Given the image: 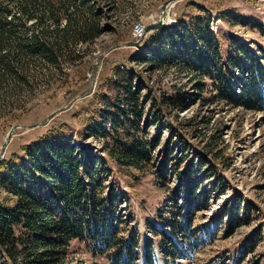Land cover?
<instances>
[{"label": "trees", "instance_id": "trees-1", "mask_svg": "<svg viewBox=\"0 0 264 264\" xmlns=\"http://www.w3.org/2000/svg\"><path fill=\"white\" fill-rule=\"evenodd\" d=\"M101 1L115 0H0V95L1 90L13 94L26 84L35 64L55 67L62 83L71 70L81 69L85 52L76 46L89 45L103 33ZM183 3L194 7L197 15L180 13L175 24L154 32L146 51L136 59L151 70L172 66L199 82L208 78L214 98L234 108L264 110V64L252 48L228 36L236 52L223 60L219 32L209 29L211 11L193 2ZM234 17L264 32L255 20ZM116 72L117 79L109 80L115 97L102 95L108 110L95 108L94 115L85 119V132L94 138L101 134L106 141L104 151L119 169L143 172L151 164L156 145V140L139 137L141 105L147 98L139 101L131 69ZM237 80L240 85L236 87ZM163 100L165 105L173 103L171 98ZM149 115L153 121L158 116L152 110ZM23 117L4 116L3 134L13 125L26 126L17 124L25 123ZM56 120L39 129L42 134L33 140L21 143V154L12 152L0 160V193L6 195L0 199V264H66L72 241L82 243L93 257H104L108 264H158L157 256L172 261L185 258L186 250L193 253L198 241L214 240L216 228L204 229L202 237L195 236L192 228L194 212L206 207L209 199L200 183L217 177L209 162L201 159L196 164L204 172L195 178L192 167L178 171L184 154L172 162L171 150L162 148L156 174L162 178L169 169L178 181L170 196L172 218L169 223L165 218L159 223L145 220L155 240L140 236L136 229L120 237V211L129 206V196L118 190V184L105 188L104 178L111 172L106 161L84 145L77 149L78 142L74 144L71 133L63 130L69 125ZM106 123L111 126L108 131L103 130ZM148 123L144 119L143 126ZM216 141L222 142L220 135ZM240 202L237 197L224 205L228 233L248 221L251 206L240 208ZM259 236L254 234L243 243L240 259L254 252Z\"/></svg>", "mask_w": 264, "mask_h": 264}, {"label": "rangeland", "instance_id": "rangeland-1", "mask_svg": "<svg viewBox=\"0 0 264 264\" xmlns=\"http://www.w3.org/2000/svg\"><path fill=\"white\" fill-rule=\"evenodd\" d=\"M165 1H101L103 33L89 45L76 46L85 52V57L81 69L69 70L67 82L62 83V77L55 67L39 63L31 70L33 74L27 77L28 82L19 85L16 92L9 94L7 90H1L0 160L12 152L21 154L18 146L42 134L39 129L53 118L68 124L63 130L71 133L74 144L78 142L77 149L84 145L106 161L111 172L104 178L105 188L111 183L118 184V190L130 198L129 206L120 211L123 220L120 237L136 229L140 236L155 240L156 237L147 231L145 220L159 223L160 218H165L167 223L170 222L174 212L170 196L178 182L175 173L169 172V169L162 178L157 176L161 149L168 147L171 150L172 162L184 154L178 171L192 167L195 178L204 172L196 167L203 159L215 169L218 178L215 181H218L211 177L200 183V189L207 190L209 199L206 207L201 210L196 208L192 228L194 235L200 237L205 234L204 229L216 228L215 238L198 241L193 253L186 250L185 258L172 261L157 256L158 264H264V110L234 108L214 98L216 92L210 79L199 82L172 66L161 69L154 67L151 70L136 59L146 51L154 32H145L137 39L133 36V26L140 22L146 28L153 21L156 22ZM186 1L211 11L209 29L213 33L219 32V50L223 60L228 54L236 52L232 42L226 39L231 36L237 42L248 44L264 64V32L234 17L251 18L264 27V0ZM170 13L169 17L176 22V16L180 13L189 17L198 12L180 1L171 7ZM171 19L168 21L171 22ZM131 42H138L139 47L130 45ZM126 69H131L133 73V85L138 90L139 101L147 98L145 104L141 105L143 113L139 122V137L149 142L156 140L151 150V164L143 172L119 169L104 151L106 141L101 134L94 138L85 132V119L94 115L95 108L108 110L101 102L102 95L115 97L109 80L117 79L116 70ZM80 74H83V80ZM238 85L237 80L235 86ZM165 98H171L173 103L163 104ZM74 99L77 100L67 110L48 120V116ZM150 110L158 114L155 121L149 115ZM11 114L24 116L25 123L20 121L17 124L37 126L15 130L11 142L1 153L4 138L11 128L3 134L1 119ZM146 118L149 123L144 127ZM110 128V124L106 123L103 130ZM219 135L222 142L216 141ZM5 196L0 193V199ZM237 197L241 200L240 208L250 205L251 209L248 221L228 233V216L223 209L225 204H231ZM161 226L167 229V224ZM257 233L260 236L254 252L246 253L240 259L241 246ZM178 245L184 248V243L179 242ZM66 264L108 263L104 257H93L82 243L72 241Z\"/></svg>", "mask_w": 264, "mask_h": 264}, {"label": "water", "instance_id": "water-1", "mask_svg": "<svg viewBox=\"0 0 264 264\" xmlns=\"http://www.w3.org/2000/svg\"><path fill=\"white\" fill-rule=\"evenodd\" d=\"M180 1H183V0H166L161 8H160V15H159V19L148 25L146 28H145V32H159V31H162L164 29L167 28L168 26V19L170 18V9L171 7L176 4L177 2H180ZM130 45H133L135 47H139V43L138 42H131ZM77 99H74L72 100L67 106L59 109L57 112L55 113H52L50 116H48V120H51L53 117H55V115H57L58 113L60 112H63L65 110H67ZM35 126L37 125H34V126H23V125H13L9 131L7 132L5 138H4V143L2 145V152L3 153L6 149V147L9 145V143L11 142L12 140V136H13V133L15 130L19 129V128H26V129H31V128H34Z\"/></svg>", "mask_w": 264, "mask_h": 264}, {"label": "built area", "instance_id": "built-area-1", "mask_svg": "<svg viewBox=\"0 0 264 264\" xmlns=\"http://www.w3.org/2000/svg\"><path fill=\"white\" fill-rule=\"evenodd\" d=\"M169 19H171V18H169ZM153 22H155V21H153ZM172 24H175L174 19H171V22L168 23V26L172 25ZM144 33H145V25L143 23L139 22L133 26V36L136 37L137 39L141 38Z\"/></svg>", "mask_w": 264, "mask_h": 264}, {"label": "bare ground", "instance_id": "bare-ground-1", "mask_svg": "<svg viewBox=\"0 0 264 264\" xmlns=\"http://www.w3.org/2000/svg\"><path fill=\"white\" fill-rule=\"evenodd\" d=\"M168 20H170V19H168ZM169 22V21H168Z\"/></svg>", "mask_w": 264, "mask_h": 264}]
</instances>
